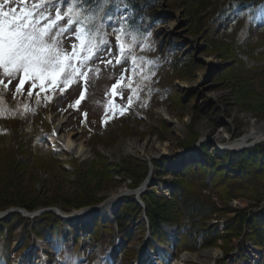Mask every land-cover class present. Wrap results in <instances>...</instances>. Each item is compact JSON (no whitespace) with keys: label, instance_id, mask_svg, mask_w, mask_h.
<instances>
[{"label":"rangeland","instance_id":"374dc122","mask_svg":"<svg viewBox=\"0 0 264 264\" xmlns=\"http://www.w3.org/2000/svg\"><path fill=\"white\" fill-rule=\"evenodd\" d=\"M148 1L157 6L141 19L139 34L124 28L117 40L112 29L120 27L119 18L126 20L124 8L118 10L119 18L101 25L100 36L91 34L94 43L101 42L98 59L84 60L88 53L74 38L80 33L71 30L81 28L83 22L79 17L73 20L71 29L62 35V45L69 55L75 45L80 55L73 63L83 61V64H77L76 73L66 86L58 81L56 86L49 87L45 82L47 89L59 91L42 94L37 81L35 89L26 84L17 92L15 85L22 73L9 78L0 69V210L14 202L35 207L28 209L31 211L57 202L59 206H49L70 211L76 208L78 200L89 203L92 198L110 199L125 186L133 190L148 177V190L160 199L173 201L172 181L181 179L179 182L183 184L179 172L184 169L192 172L198 165L191 166L188 163L191 158L184 161L179 154L199 144L201 155L212 158V166L200 167L198 175L192 174L194 179L202 178L195 180V193L213 203L210 208L216 213L210 218L190 221V233L206 235L212 229L226 236L216 246L194 251L190 249L193 241L189 233L184 234L176 223L167 222L178 227L182 243H178L181 245L177 255L164 264H195L182 257L204 248L218 249L220 262L216 264H264V246L257 233V229H264V211H258L264 208V184L259 183L264 181V161H255L264 149L258 153L245 149L247 152L241 157L240 152L228 150L244 147L225 145L246 133L253 122L264 123V3L254 9L246 7L244 13L250 19L243 18L233 26L237 11L220 16L227 0H209L212 6L203 15L205 28L194 33L189 0ZM20 4L21 0H14L9 6ZM75 6L74 0L47 3L48 14L53 18L57 9L62 16L67 12L72 18ZM252 20L254 24L250 23ZM59 24L68 28L67 17ZM87 38L85 33L86 42ZM114 85H118L115 94ZM29 90L33 95H28ZM131 99L132 109L126 112ZM49 111L65 116L66 121L58 129L47 117ZM202 123L209 126L206 137ZM60 132L71 133L72 150L60 141L56 147L48 139L50 134ZM259 140L258 145L264 148V136ZM130 141L135 153L125 152ZM80 146L85 148L86 155L78 152ZM241 159L245 166H241L240 174L225 172L224 168L230 164L239 167ZM253 169L263 173L255 183L261 186L254 185L255 188L251 184L250 190L240 189L241 181L252 176ZM183 179L188 182L187 175ZM208 184L211 188L206 189ZM233 193L238 195L229 196ZM126 196H122L117 210L122 221H111L106 226L98 221L96 232L81 241L82 247L91 250L102 239L104 244L111 242V245L119 228L118 237L126 240L119 264L132 262L144 232L141 211L131 219L124 215L126 210H138L136 205H130V200L125 208V198H131ZM240 211L247 220L239 235L231 234L237 226L236 222L232 226L233 218ZM175 217L183 219L180 213ZM56 222L60 231L62 221L52 214L36 220L13 214L0 221V255L7 256L6 248L19 233L18 227L23 228L27 237L32 232L42 234ZM167 223H159L160 233L155 235V241L166 240L163 230L169 227Z\"/></svg>","mask_w":264,"mask_h":264},{"label":"trees","instance_id":"16d2710c","mask_svg":"<svg viewBox=\"0 0 264 264\" xmlns=\"http://www.w3.org/2000/svg\"><path fill=\"white\" fill-rule=\"evenodd\" d=\"M263 1L264 0H227V2L225 3L226 4L225 7L223 9H221V15L220 16H226L232 12L238 11L239 14L233 22V26H236L237 23L240 20H242L243 18L245 20L250 19V16L247 17L244 13V10L246 7H250V8L254 7ZM74 2L76 5L74 10H73V13H75V15H74L75 18L78 19V17H79L82 20L83 25L85 27V31L87 33H88V29L90 27H92L93 28V31H92L93 34L94 33L99 34L102 20L105 19L108 15L115 16L116 9L121 7V6H125L129 10V20L127 22L126 28L130 31L138 32V27H140V25H141V19L147 17V15L150 13V11L153 9H156V6H157L156 3H152V1H148V0H101L100 3H83L82 0H74ZM189 4L191 7V15L193 17L192 31L194 33H199L205 28V22H204L205 17L204 16H205V13L207 12V10L209 8H211L212 4L209 2V0H189ZM250 23L252 24V22H250ZM251 50H252V48H251ZM257 145L252 147V148H249L248 150L251 152L254 151V153H258L262 149H264L262 146H259V145L257 146ZM230 152L234 153L233 151H230ZM246 152L247 151L242 150V152L240 151V154H238V155H241V157H243L244 156L243 154ZM262 155L264 156V150L262 152H260V155H257L258 157L256 159V162L257 161L260 162L261 159H262V162L264 161V157ZM204 157H205L206 162L205 163H198V165H196L194 169L192 168L193 170L190 169V170H192V172H190L189 169H187V170L184 169V170L179 172L180 173L179 176L180 177L182 176L183 184L179 182L181 179L180 180L178 179V181H176V180L172 181L173 186H174V191H173L174 200L173 201L171 199L168 200L164 197H162L160 199V198L156 197V195L153 192H146V194L144 195V200L147 203L148 216L150 217L151 222H152L153 234L156 235V234L160 233V230H159V223L160 222L176 223L180 227L181 231L184 234H187V232H188L189 235L191 236L193 243H192V246L190 247V249H192L194 251L199 250L200 248L205 247V246H208V247L214 246L218 240H221V239L225 238V236H226V235H224V236L219 235L218 234L219 232L212 231V229L206 231L207 232L206 235H203V234L199 235L198 234V235L193 236V233L192 234L190 233L191 232V229L189 228V222L190 221L193 222L197 219L200 220L202 218H210L212 213H216L215 211L212 212L211 210H213V209L210 208V207H214L213 203L207 202L208 200H206L203 196H200V195L195 193L196 192V188L194 187V185H196L195 180L199 181L202 178L200 177V178L194 179V178H192V174L198 175L201 171L200 167L210 168L212 166V163H211L212 158L209 157L208 155L204 156ZM243 162L244 161H242V159H241V161H240L241 165L239 167L238 166L233 167L230 164L229 165L230 167L224 168V170H227L225 172L232 170L233 173L240 174V169L242 168L241 166H243V167L245 166V165H243ZM191 166H193V165H191ZM261 169H263V168H261ZM253 172H254V169H253ZM262 174L263 173L261 171H258V170L255 171L252 174V176H247L245 178V180L241 181L239 188L244 189V190L245 189L250 190L252 188L251 184H253V186L255 185V186L260 187L261 186L260 184H264V183H262L264 181L260 180L259 181V183L261 182L260 184L259 183L255 184V183L257 180H259L261 178ZM184 175H187L188 182H184V181H186L183 179ZM144 177H145V175H144ZM142 180H143V178H142ZM209 184L207 187H205L206 189L211 188L209 186ZM182 194L186 195L187 197H182ZM236 195H238V194L233 193V194H230L229 196L233 197ZM92 199L93 200L90 201L89 203H87V202L84 203L83 201L78 200L74 204V207L79 208L82 206L96 204V203H99V202L104 200V198H102V199L92 198ZM129 200L132 202L130 205L132 207L136 205V208L138 209L136 211L134 210V212H129V210H126L124 212L125 214L123 213L126 217L131 219L138 211H140V206L137 205L134 198L131 197L130 199L125 198V200H124L125 208L127 206V203L129 204V202H130ZM49 205L59 206L57 202H52L51 204H48V206ZM10 206H19V207H24L27 209H34L35 208V207L31 208L30 206H28L26 204H23V203L19 204L17 202L16 203L14 202V203L6 206V207H10ZM6 207L3 206L1 208H6ZM61 209H63V208H61ZM258 211L261 213L264 211V208L261 210H258ZM176 213L181 214V216L183 218L181 221H179L178 218L175 217ZM16 214H18V213H16ZM49 214L54 215L53 213H48L45 216H48ZM121 216H122L121 214H117V220H119L120 222L122 221ZM56 219H58V218L56 217ZM235 219H236V221H235ZM246 220H247L246 215L244 214L243 211H240V214L238 215V217L233 218L232 226L234 225L235 222H236L237 226L230 233L239 235L241 232L240 229L242 226H244ZM229 229L230 228L228 227L226 230L228 231ZM257 233H258L259 242L262 244V246H264V229H261V230L257 229ZM1 236H2V234H0V237ZM230 236L234 237L233 235H228L227 237H230ZM182 238H184V237H182ZM178 243H182V241L177 242V248H178V246L181 245ZM181 249H182V247H181ZM225 251H226L225 254L228 255L229 251H227V250H225ZM1 257H3V256L0 255V260H1ZM219 262L220 261H217V263H219Z\"/></svg>","mask_w":264,"mask_h":264},{"label":"snow or ice","instance_id":"6c2138e0","mask_svg":"<svg viewBox=\"0 0 264 264\" xmlns=\"http://www.w3.org/2000/svg\"><path fill=\"white\" fill-rule=\"evenodd\" d=\"M82 2L100 3L101 0H82ZM13 3L14 0H0V69L3 70V74L12 78L22 73L15 85L17 92H21L26 84L29 89H35L37 81L41 91H46V81L49 87L56 86L58 81L66 86L76 73L77 64H83V61L73 63V60L80 55L75 45L72 46L70 55L62 45V35L71 29L73 19L67 12L62 16L58 9L54 18L48 14L47 3H55V0H47V3L46 0H32L30 8L29 0H21V4L15 7L9 6ZM65 17L68 28L59 24ZM107 18L113 19L111 15ZM118 23L120 27H113L112 30L117 33L116 38L119 41V33L124 29V22L120 20ZM71 30L80 33L74 38L79 40L80 47L86 49L88 53L84 56L85 61L100 58V50L94 43V36L91 35L92 27L88 29L87 42L83 28ZM117 47L123 51L122 45L118 44ZM108 54H111L110 49ZM117 87L118 85L113 86L114 94ZM60 91L63 93L64 89L61 88ZM28 95H32L31 90ZM79 103L80 99L76 101L77 105Z\"/></svg>","mask_w":264,"mask_h":264},{"label":"bare ground","instance_id":"6f19581e","mask_svg":"<svg viewBox=\"0 0 264 264\" xmlns=\"http://www.w3.org/2000/svg\"><path fill=\"white\" fill-rule=\"evenodd\" d=\"M47 117L55 122L54 127L57 129L59 128V126H61L63 122L66 121V118L63 114L59 115L52 111H49L47 113ZM201 128L203 131V137H206L205 131L209 130V126L206 123H202ZM263 136H264V123L253 122L247 129L246 133H244L242 136L235 139V141H231V140L227 141L225 145L231 148L246 147V146H249L251 142L259 138H262ZM48 139L54 146H56V142L60 141L65 145L66 149L68 150H72L74 147V142L71 138V133L63 134L60 132V133H55L53 135L50 134ZM84 149L85 148L83 146H80L78 149V152L86 155L87 152H85ZM125 152L135 153V149H134V145L132 141L128 142V144L126 145ZM128 191H129V187L125 186V189H123L120 193H118L114 197H111L110 199L108 198L105 202H103L100 206H98L95 209L94 208H89V209H84V210L78 209L73 212L67 213L68 217L66 216L67 218L64 219L65 224L67 225L69 229H73L75 227H78V229H84L87 226L86 224L88 223V220H91L94 217L99 218L101 216H106V217L111 216L110 218H113V216H115V212H117L121 204V201L123 200L122 196L126 195ZM23 212L26 213V210H23ZM78 225H82L84 226V228H79L80 226ZM20 231L21 230L18 229V232H19L18 235L21 234ZM218 255H219V251L217 248H204L197 252L186 253V255L182 258L188 259L195 264H210L217 260ZM72 260L73 259L67 260V264H73ZM35 261H36L35 263H38L39 259H36ZM40 261L42 263L40 262L39 264H44L42 260Z\"/></svg>","mask_w":264,"mask_h":264},{"label":"water","instance_id":"95a60500","mask_svg":"<svg viewBox=\"0 0 264 264\" xmlns=\"http://www.w3.org/2000/svg\"><path fill=\"white\" fill-rule=\"evenodd\" d=\"M187 150H189V149H187ZM182 153H180L179 155H181Z\"/></svg>","mask_w":264,"mask_h":264}]
</instances>
